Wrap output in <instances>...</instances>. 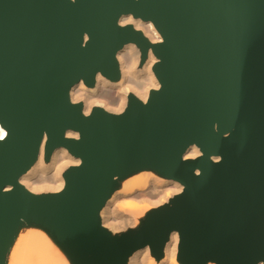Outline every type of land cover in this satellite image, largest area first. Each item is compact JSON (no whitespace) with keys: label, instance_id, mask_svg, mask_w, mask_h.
<instances>
[{"label":"water","instance_id":"obj_1","mask_svg":"<svg viewBox=\"0 0 264 264\" xmlns=\"http://www.w3.org/2000/svg\"><path fill=\"white\" fill-rule=\"evenodd\" d=\"M128 43L140 64L151 50L159 87L119 114L85 115L70 88L97 73L116 81ZM0 129V264L24 226L45 229L72 264H126L145 247L159 259L172 232L180 264H264V0H0ZM43 139L45 161L64 148L79 164L60 191L34 194L18 180ZM192 145L200 155L184 159ZM146 170L182 191L112 235L101 208Z\"/></svg>","mask_w":264,"mask_h":264},{"label":"bare ground","instance_id":"obj_2","mask_svg":"<svg viewBox=\"0 0 264 264\" xmlns=\"http://www.w3.org/2000/svg\"><path fill=\"white\" fill-rule=\"evenodd\" d=\"M119 24L131 25L151 43L161 41L160 34L151 22L123 15L119 19ZM116 61L119 70V78L116 81H110L97 73L91 87L79 81L70 88L71 102L81 103L85 115L96 107L119 114L126 108L129 95L144 103L150 91L159 87L152 72L156 58L151 50L148 51L144 63L140 64L138 47L128 43L116 53ZM5 134V131L0 129V139H3ZM66 136L77 138V133L67 131ZM44 142L45 139L41 143L37 160L18 180L26 190L34 194L60 191L64 187L63 173L68 167L79 164V159L72 157L64 148L55 149L50 159L45 161ZM199 155L198 148L192 145L184 153V159H192ZM120 182V187L112 192L99 212L102 226L112 231L134 225L141 211L148 209L150 205L158 206L167 202L183 189L176 181L160 177L150 170L140 171ZM34 229L27 232H23L21 228L18 230L5 264H70L62 249L52 244L45 229L41 227ZM178 240L177 232H172L159 259L151 255L148 247H145L134 251L126 264H179Z\"/></svg>","mask_w":264,"mask_h":264},{"label":"rangeland","instance_id":"obj_3","mask_svg":"<svg viewBox=\"0 0 264 264\" xmlns=\"http://www.w3.org/2000/svg\"><path fill=\"white\" fill-rule=\"evenodd\" d=\"M120 184H121V182H119V186H118V188L120 187ZM41 194H45V193H41ZM171 199H172V198H171ZM169 200H170V199H169ZM169 200H168V201H169ZM168 201H167V202H168ZM167 202L162 203L161 205L166 204ZM140 206H141V205H140ZM158 206H160V205H158ZM158 206H152V205H150V206L148 207V209L141 211V212L139 213V215H138L137 222H136L134 225H132V226H127V227H125V228H123V229H120L119 231H112V230H111L110 228H108V227H105V228H106V229H107L112 235H114V236H119V235H121V234L127 232L128 230H135V229H137V228L139 227L140 222H141V220L144 219L145 215H146L149 211H151L152 209H155V208L158 207ZM34 228H36V227H28V226H24V227H22L21 229L23 230V232H27V231H29V230H35ZM48 237L50 238V241L52 242V244H54V245L56 246L57 244L54 242V240L50 237L49 234H48ZM65 255H66V254H65ZM66 257H67V255H66ZM67 259H68L69 263L72 264L68 257H67ZM177 261H178V260H177ZM178 263H179V262H178ZM179 264H180V263H179ZM207 264H214V262H207Z\"/></svg>","mask_w":264,"mask_h":264}]
</instances>
